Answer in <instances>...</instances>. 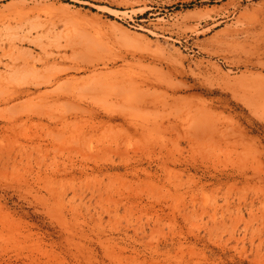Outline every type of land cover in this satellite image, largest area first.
I'll list each match as a JSON object with an SVG mask.
<instances>
[{"label":"rangeland","instance_id":"obj_1","mask_svg":"<svg viewBox=\"0 0 264 264\" xmlns=\"http://www.w3.org/2000/svg\"><path fill=\"white\" fill-rule=\"evenodd\" d=\"M0 264H264V0H0Z\"/></svg>","mask_w":264,"mask_h":264}]
</instances>
